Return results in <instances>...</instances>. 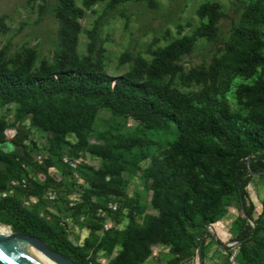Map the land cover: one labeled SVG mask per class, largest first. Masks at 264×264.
I'll list each match as a JSON object with an SVG mask.
<instances>
[{
    "label": "trees",
    "instance_id": "trees-1",
    "mask_svg": "<svg viewBox=\"0 0 264 264\" xmlns=\"http://www.w3.org/2000/svg\"><path fill=\"white\" fill-rule=\"evenodd\" d=\"M102 1L105 0H85L84 5L89 7ZM126 1L110 0L109 4ZM197 14L206 21L191 36L156 49L150 62L139 59L132 72L111 76L102 64H93L77 55L79 20L84 11L74 0H59L56 17L61 22L60 58L52 63L42 62L38 70H33L32 51L11 66L0 63V104L13 102L19 106L15 115L16 134L11 140L5 138L10 125L0 117V194L9 190L8 178L27 175L23 167L28 157L24 143L27 133L22 125L26 117H37L47 127L50 157L35 164L36 169L46 173L51 167L58 168L53 156L61 162V151L68 145L66 129L56 122L59 118L56 107L45 110L27 107L28 100L36 95L102 97L104 107L112 114L132 119L138 125L134 133L115 137L118 148L129 152L139 144H155L150 133L169 136L167 147L159 154H151L146 147L140 151L144 158H150L144 173L150 181L151 205L157 216L145 215L140 223L136 217L139 208L126 196L124 181L115 177L117 171L94 170L84 175L88 184L84 202L93 209L102 208L90 202L94 196L104 198V205L112 197L123 200L128 209V223L123 231H103L94 247L89 242L75 246L68 240L66 224L53 215L48 220L43 218L36 209L25 208L18 196L8 194L0 195V225L41 239L75 264H97V253L101 250L111 253L115 246L119 251L108 264H145L155 246L166 247L178 257L186 254L187 243L195 242L198 247L205 230L223 217L220 195L234 184L240 223L230 242L239 244L244 264H264V210L254 219L255 206L247 201L246 191L253 174L259 173L264 180V0H252L246 5L210 72L191 71L184 75L188 83L202 84L201 90L183 93L172 88L170 82L162 84L161 79L164 75H170V79L176 76L181 67L174 61L190 53L198 39L214 37L221 16L219 5L201 4ZM257 74L252 83L241 84L235 91V98L246 111L243 117L219 100L218 96L227 92L233 78L251 79ZM113 146L95 145L89 151L97 156L114 154ZM5 171L16 172L17 177L13 174L6 177ZM95 229L101 230L102 226H94ZM217 244L222 246L219 241ZM204 248L203 242V259ZM224 250L232 249L225 246ZM169 264H178V258Z\"/></svg>",
    "mask_w": 264,
    "mask_h": 264
},
{
    "label": "rangeland",
    "instance_id": "rangeland-1",
    "mask_svg": "<svg viewBox=\"0 0 264 264\" xmlns=\"http://www.w3.org/2000/svg\"><path fill=\"white\" fill-rule=\"evenodd\" d=\"M250 1L252 0H128L110 5V0H105L85 7V0H74L75 5L84 11L83 18L79 20L81 31L76 52L82 59L102 64L106 73L111 76L132 72L139 59L150 62L156 49L183 36H191L206 21L197 14L201 4L217 3L221 16L216 24L214 37L210 40L198 39L190 53L174 61L176 66L181 67L176 76L170 79V75H164L161 79L162 84L170 82L172 88L183 93H195L201 90L202 84L194 81L188 83L184 80V75L191 71L210 72ZM58 7L59 0H0V63L11 66L21 61L27 51H32L35 56L33 70H38L42 62L52 63L59 59L63 46L60 42L61 22L56 17ZM262 31L264 33V28ZM257 78L258 74L251 79L233 78L227 92L218 96L219 100L232 112L243 117L246 111L235 98V91L239 85L250 84ZM51 106L58 109L57 124L67 131L68 145L61 151V162L57 156H53L59 169L51 167L44 173L34 167L37 164L34 162L35 155L41 153L46 159L50 157V152L46 124L37 117L28 116L22 122L27 133L24 142L28 151L24 169L27 175L19 178L16 172L5 171L6 177H12V174L17 177L7 179L8 185L10 181H15L16 184L6 194L18 196L25 208L36 209L43 218L48 220L53 215L66 224L68 240L75 246L89 242L94 247L103 231H123L128 223V209L123 200L112 197L104 205V198L94 196L90 202L101 205L102 208L93 209H89L87 202H84V191L88 189L84 175L94 170L117 171L115 177L124 181L126 196L139 208L136 217L140 223L145 215L157 216V211L151 205L150 181L144 173L150 158H144L140 151L146 147L151 154H159L167 147L169 136L165 133H150L155 144H139L129 152L125 148H118L115 137L134 133L138 125L132 119L112 114L104 107L102 97L77 99L68 95H36L28 100L27 107L45 110ZM18 107L13 102L0 104V117L5 118L10 125L5 131L7 140H11L16 134L18 123L15 115ZM105 143L115 145L114 154L97 156L90 153V147ZM64 158L73 162L76 168L65 164ZM246 191L247 201L255 206L253 217L256 219L264 210V180L253 175ZM220 199L225 213L209 227L207 233H211L210 236L207 233L205 235L203 264H244L239 244H230L240 223L238 195L234 184L229 185ZM94 226H102V229L93 230ZM6 228L11 231L9 227ZM28 246L33 253L44 254L29 243ZM186 246L187 252L183 257H178L166 247L155 246L152 256L145 264H169L175 258H178V264H198L197 244L189 242ZM225 246H230L232 250L225 251ZM118 251V246L111 253L99 251L96 256L97 264H108Z\"/></svg>",
    "mask_w": 264,
    "mask_h": 264
},
{
    "label": "water",
    "instance_id": "water-1",
    "mask_svg": "<svg viewBox=\"0 0 264 264\" xmlns=\"http://www.w3.org/2000/svg\"><path fill=\"white\" fill-rule=\"evenodd\" d=\"M253 175H259V173L253 174ZM239 194H240V190H239ZM240 206H241L242 212L245 215V208H244L242 199L240 200ZM209 227L205 230V232L201 235L199 239L198 251H197L198 264H203L204 262L203 261L204 259L202 256L203 240H204V237ZM12 232L16 234L18 237H20L21 239L31 242L36 249L44 253L47 257L58 262L59 264H75L70 259L62 255L61 253L50 249L48 245L41 239L31 236V235L21 234L13 230ZM0 264H37V263L29 259L28 257H25L24 255L20 254L19 252L15 251L14 249H12L10 246H8L4 242L3 239L0 238Z\"/></svg>",
    "mask_w": 264,
    "mask_h": 264
},
{
    "label": "bare ground",
    "instance_id": "bare-ground-1",
    "mask_svg": "<svg viewBox=\"0 0 264 264\" xmlns=\"http://www.w3.org/2000/svg\"><path fill=\"white\" fill-rule=\"evenodd\" d=\"M12 233L8 228L0 225V238L3 239L4 242L8 246H10L12 249H14L15 251L19 252L25 257H28L29 259L33 260L37 264H59L53 259L47 257L45 254L39 255V254L33 253L32 251H30L29 246H28V243H29L32 247H34V245L31 242L23 240L17 235H14Z\"/></svg>",
    "mask_w": 264,
    "mask_h": 264
},
{
    "label": "built area",
    "instance_id": "built-area-1",
    "mask_svg": "<svg viewBox=\"0 0 264 264\" xmlns=\"http://www.w3.org/2000/svg\"><path fill=\"white\" fill-rule=\"evenodd\" d=\"M43 155L41 153H38L37 155L34 156V162L37 163V164H41L43 162ZM64 163L65 164H69L72 168H76V165L73 164V162L69 161L68 159L64 158ZM23 167L25 168V165H23ZM24 182V180L22 181ZM9 187H12L16 184L15 181H10L9 183ZM2 197L6 196V193H2L1 194ZM231 246L235 245L234 243L230 242Z\"/></svg>",
    "mask_w": 264,
    "mask_h": 264
}]
</instances>
